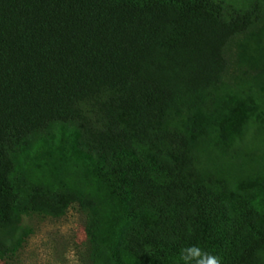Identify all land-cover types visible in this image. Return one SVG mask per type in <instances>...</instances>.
Masks as SVG:
<instances>
[{"label":"trees","instance_id":"obj_1","mask_svg":"<svg viewBox=\"0 0 264 264\" xmlns=\"http://www.w3.org/2000/svg\"><path fill=\"white\" fill-rule=\"evenodd\" d=\"M74 204L93 264H264V0H0V261Z\"/></svg>","mask_w":264,"mask_h":264},{"label":"rangeland","instance_id":"obj_2","mask_svg":"<svg viewBox=\"0 0 264 264\" xmlns=\"http://www.w3.org/2000/svg\"><path fill=\"white\" fill-rule=\"evenodd\" d=\"M24 222L32 235L15 256L0 264H93L87 217L77 204L61 218L34 214Z\"/></svg>","mask_w":264,"mask_h":264},{"label":"clouds","instance_id":"obj_3","mask_svg":"<svg viewBox=\"0 0 264 264\" xmlns=\"http://www.w3.org/2000/svg\"><path fill=\"white\" fill-rule=\"evenodd\" d=\"M193 251V248L184 250L182 258L185 264H190L192 259H196V264H221V260L218 256L202 253L199 249H195V255H193Z\"/></svg>","mask_w":264,"mask_h":264}]
</instances>
